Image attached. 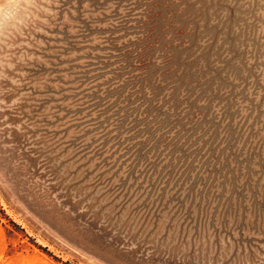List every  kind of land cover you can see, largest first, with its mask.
<instances>
[{"label": "rangeland", "instance_id": "1", "mask_svg": "<svg viewBox=\"0 0 264 264\" xmlns=\"http://www.w3.org/2000/svg\"><path fill=\"white\" fill-rule=\"evenodd\" d=\"M0 264H264V0H0Z\"/></svg>", "mask_w": 264, "mask_h": 264}]
</instances>
